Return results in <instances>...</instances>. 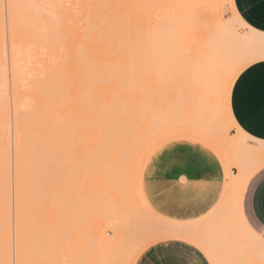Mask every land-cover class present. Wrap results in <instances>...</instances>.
I'll return each mask as SVG.
<instances>
[{
	"label": "snow or ice",
	"instance_id": "obj_1",
	"mask_svg": "<svg viewBox=\"0 0 264 264\" xmlns=\"http://www.w3.org/2000/svg\"><path fill=\"white\" fill-rule=\"evenodd\" d=\"M247 6L0 0V264H264Z\"/></svg>",
	"mask_w": 264,
	"mask_h": 264
},
{
	"label": "crops",
	"instance_id": "obj_2",
	"mask_svg": "<svg viewBox=\"0 0 264 264\" xmlns=\"http://www.w3.org/2000/svg\"><path fill=\"white\" fill-rule=\"evenodd\" d=\"M245 10L249 12L257 24L264 22V4L261 3V0H248V6ZM237 108L244 119V123L252 129V134L264 131V121L261 120V113L264 112V89H262L259 80H257L251 95L243 97ZM262 138L264 137L257 136V139ZM219 175L223 181V165L220 167Z\"/></svg>",
	"mask_w": 264,
	"mask_h": 264
},
{
	"label": "bare ground",
	"instance_id": "obj_3",
	"mask_svg": "<svg viewBox=\"0 0 264 264\" xmlns=\"http://www.w3.org/2000/svg\"><path fill=\"white\" fill-rule=\"evenodd\" d=\"M223 169H224V166H223ZM92 221H94L95 224H93ZM92 221H91L92 223L91 226L95 229L96 232H98L102 236L110 235L112 237L119 239L120 234L118 231L113 230L110 220L105 219L103 216H100V217H94ZM113 247H115V245H113Z\"/></svg>",
	"mask_w": 264,
	"mask_h": 264
},
{
	"label": "rangeland",
	"instance_id": "obj_4",
	"mask_svg": "<svg viewBox=\"0 0 264 264\" xmlns=\"http://www.w3.org/2000/svg\"><path fill=\"white\" fill-rule=\"evenodd\" d=\"M217 178H219V179L221 180L220 175H219ZM221 182H222V180H221ZM95 220H96V219H95ZM95 220H94V221H95ZM94 221H92L93 224H95ZM92 223H91V224H92Z\"/></svg>",
	"mask_w": 264,
	"mask_h": 264
}]
</instances>
